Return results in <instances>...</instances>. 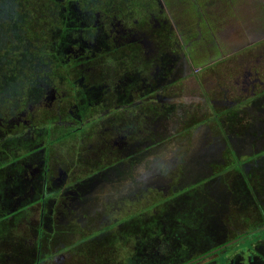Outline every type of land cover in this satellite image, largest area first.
<instances>
[{
	"label": "rangeland",
	"instance_id": "obj_1",
	"mask_svg": "<svg viewBox=\"0 0 264 264\" xmlns=\"http://www.w3.org/2000/svg\"><path fill=\"white\" fill-rule=\"evenodd\" d=\"M160 1L162 4V10L160 11L158 5L154 2L151 3L152 6L155 5L152 9L155 10L157 18L166 19L167 25L169 26V28L171 27L170 34L172 38L171 40L173 42V49L176 50L177 54L181 52L185 53L186 61H183V65H185L186 68L185 70L189 69L186 65L187 63L191 67V69L189 70L190 72H187L186 74H181L179 76V79H177L178 76L175 75L176 77H174L173 80H168L167 82H165L166 88L164 91H173L177 89V92L179 93L183 92V94L185 93L195 96V100H197V102H204L202 106L198 105L197 111L195 113H192L191 115H183V113L181 112L182 106L178 105L174 108L175 110L172 113L173 116L171 121L166 120L167 126L170 129L175 128V124L176 128L178 129V136L176 135L173 138L174 143L178 145V142L184 141L185 145H189L191 142L196 141L195 136L191 134L194 130V125H192V123L193 121L202 119L204 120L205 118H207L209 123H214L215 121L212 119L213 105L217 108H215L218 113V116H216V118L219 117V124L225 127V131L228 132L227 134L243 132L245 130L244 119H247V116L243 115V112H241V110L238 111L239 106L235 108L238 112H234L232 114L231 110H233L232 103L236 102V100L238 102L244 100L246 96L245 94L248 93H245L241 89V87L243 86L242 82L238 84L235 82L236 77L235 79H233V76L236 74V71L231 72L232 76L230 74V71L221 73V75H218V72L223 71L221 68L222 65L228 64L234 66V64L238 61V55L240 54V52L237 48L234 47L237 46L238 43H241L240 38L244 39L243 35H249L251 34L250 32L255 33V31H263L264 33V0ZM143 27H145V25H143ZM94 34L93 36H89L88 41L84 43L89 44L90 46L97 44V34ZM161 46L162 48L166 47L165 40L161 41ZM154 48L156 50L155 52L159 51V44L155 43ZM113 50L111 52H113ZM226 52H229V54H224ZM126 54L127 53H124L123 57H126ZM223 54L227 56L224 57ZM158 56L159 55L155 54L154 57ZM83 57H85V55H83ZM105 58L102 57L100 63H97L99 56L96 57L91 55V61H86V64H90L89 67H86L84 64L83 67L78 69V72L75 71V68H78L80 64H77V60H73L70 62L69 65L64 67V70H68V75H70L72 79L74 78L75 80L80 77H84V79H86L88 83L93 78V75L99 76L98 74H101L99 70H96L100 64L102 66L107 64L109 67V64L110 66H112L116 62L118 63V60L110 57V54L108 55V58L104 61ZM139 58L141 60V65L138 71L141 75L145 77V84L150 87L153 85V81L149 78L150 76L147 74L148 63L146 60H144L141 55H139ZM78 60L80 63H83V59L79 58ZM160 60L161 59L159 57L158 60L156 59L155 63L161 64ZM172 62H174V60ZM134 65L135 64H133V62L129 64L121 63V66L129 68L134 67ZM245 70H247V68ZM102 71L105 80L113 76L114 82L111 83L109 81H106V83L109 85L103 84V88H106L105 92H110L114 88L122 90L124 86V80H122V78L125 75L124 71H126V69L124 71H114V69L107 68L105 73V69H102ZM151 71L154 73L156 70L154 67H152ZM114 74L116 75V77L114 76ZM229 76L231 77L229 78ZM256 76L259 79L264 80L263 69L258 70V74H256ZM159 84L160 83H156L154 87ZM56 85L58 87V90L55 94V97L53 94H48L45 101H40L37 105L36 103H32L30 105L27 104L26 108L19 109L17 111H14L13 114L11 113L10 115H8L9 119L12 120L11 123L9 122L10 124H8L7 122H4L2 125L0 124L1 136H5V134L7 136H15V133H18L16 136L20 137V142L14 143L13 141H11L9 144H7L5 146L7 150L4 151V155H1L3 156L2 163L4 164V166L0 168V203L2 204V206L0 204V214L1 216L6 215L5 218H7L6 220H8V226L6 228L9 230L8 235L5 237V239H7V241L5 242L6 244L4 245L6 248L3 246V244H0V248H5V252L7 253L4 259H6L7 263L11 264V259L16 258V252L18 254L21 253L20 250L23 248V242L25 241H27V247H31V245H33V247H31V251H29L30 253L40 246H38L34 233L38 226V220L41 218L42 215L39 212V208L35 206V203H33L34 200L30 198V195L32 194V189H34L35 186L31 187V184L26 186V183L29 181L39 183L37 180V167L41 165L43 161H41V163L39 161V163L35 164V156L32 157V154L30 152L40 148L39 151H41V153L39 154H41L42 156V151H44V148L50 146V142H48L49 139H46V134L43 130L48 126L51 127L52 130V138H50V140H53L55 142V133L57 131H62L59 135L61 136L60 140H62V142L56 145L52 144V147H54L55 149L53 148L49 150L51 152L48 155L49 158L43 164V167L50 165V172H52V175H54L55 182L57 183H55V187L52 188L51 186H49V184L45 185V194L49 195L55 193L56 195L57 192L62 189V187L63 189H67L70 191H67L69 197L67 196L60 198V200H58L60 201V204L57 203L56 207L55 202L53 200L46 199L45 201L44 198L43 204H45L43 205V217L49 215L48 205L50 206V209L53 208V211L51 212L53 220L51 221V225L54 227V230H56V232L53 231L52 233L44 228L42 229V246L40 251L42 258H49V256H52L56 253V255H59L60 257L59 264H129V260L124 259V256H133L134 258H136V251H134L136 250V248H142L143 250L140 249V251L142 250L141 252L143 253V255H147L149 253L148 256H154L152 250H155L157 248V245L160 246V248H158L159 251H164L165 249L157 241H155L156 243L153 244V248L151 250H148L152 246V244H149L151 240L147 241L145 239L143 242H140L139 245H136L134 239L135 231H130V227L124 228V231L120 233H116L115 230L111 231L110 233L106 234L107 239L105 241L104 235H102V233L96 235L97 230L102 231V227L104 225H110L111 222L115 221L114 219L116 217L121 218L126 213H128L129 210H145L148 209L150 206L149 195L146 194V192L142 193V191L140 190H133L134 187L132 186H126L127 182L123 181V177L122 180H118V182H112L111 180H107V184L99 186V188L97 189L98 191L93 193V196L91 198L87 194L88 187L81 186V184H79L77 185L76 189L77 191L81 192V198H76V194L75 196L71 197V189L76 186L78 182H82L81 180L85 179L86 176H91L93 174L92 169H94V166L98 167L100 165V168L102 165L101 163H103L104 167L107 166L110 168L108 170H112V172L116 171V174H118L117 167L113 168L117 164L123 162L130 163V161L137 164L141 161V159H133L134 154H128L122 157L118 156L115 148L110 149L108 151V154L106 155L102 154L101 150L105 149L104 143H102V140L100 141L95 135L93 136L92 140L88 139V141H83L80 139L78 141V135L80 134V131L71 132V129L73 127V120L66 116L68 113L71 112V110H76L75 99L71 90V86L64 79L60 82L58 81ZM111 86H113L112 89H110ZM154 87L151 90H154ZM116 89L115 93H118ZM143 89V87L139 89L140 93L146 91H143ZM106 96L109 98V94H107ZM128 96L135 103V106L133 107V112L131 111V113L136 115L138 121V125L135 126L136 132L132 133L131 126V135H129L130 141L139 144V150L134 151L142 150L143 152H145V155H148V153L153 150L150 146L164 141L163 139H158L159 134L154 131V128H157V124L160 123L161 120H164L165 116L162 114V110H159L158 104H155L153 102L151 105H155V108L154 106L149 108V97L144 98L136 96L134 97L130 95ZM51 98L53 99L52 101ZM120 99L124 101V104H130L124 98L120 97L119 100ZM111 101L110 99H107V101L104 102L107 103L108 106L103 112H112L113 114L109 113L108 116H105L102 119L103 123L101 124V131H103L104 129L110 130L111 133H106L104 135L105 137L109 138V142L113 143L114 141L115 143V141L118 142V140L120 141L128 139V137L126 136V129L128 128L122 126V119L124 118L127 120L132 117V114H130V117H128V114L126 112H123V117H121L120 120L114 122V113L120 114L123 108L122 106H120V103L118 101ZM194 107L196 108L197 106L195 105ZM59 108L62 109L60 115L63 116V121L57 122L59 119H62V116L58 118L56 117L58 112L57 110ZM186 108L188 111L189 109H194L192 107ZM95 112L101 113V111L99 110H93L92 114H94ZM239 112L243 115H240L242 116L241 119L238 117ZM179 114L183 116L181 117ZM87 115L89 114H85L83 117L85 118ZM230 115H233L232 120L231 118H229ZM49 117H51L52 119H48ZM84 118L80 119L82 122L81 124L83 125L81 127L83 131V137L90 138L92 134L91 128L93 126L95 118H89V120L83 123ZM185 120H187V122H185ZM98 123L99 121L96 122L95 126ZM70 124L72 126H70ZM228 124L229 127H227ZM38 127L41 130H38ZM29 129L38 130V134L36 133L35 137L29 134H26L27 136H25L26 131ZM217 130L218 129L214 130L215 133L212 132V136L214 134L216 136L220 135L221 132ZM68 133L70 134V136L67 135ZM104 135L102 133V136ZM219 141L221 142V137H219ZM166 142L168 143L165 145L162 144V147L159 149L161 151L160 154L154 155L153 160H145L146 163L143 167L144 170L155 169V173H161L160 169L163 168V161L169 160L170 162L175 163L183 159V157H181L182 154L180 153V150L183 149V147L179 145L177 149H175L173 143L169 141ZM63 143H65L64 145L67 146V148L62 145ZM260 145L264 146V139H262ZM246 150L247 149H245V151ZM55 154L58 157L56 160ZM74 155H77L76 158L78 160V163L80 164L74 162L70 163L69 159L70 157L74 158ZM230 155H228L229 159L226 160V165H233L234 158H231ZM260 155L261 154H259V156ZM258 157L255 158L257 160V163H259L258 161H260ZM98 158H101L102 160L99 161ZM260 158H262V156H260ZM154 159H156V161ZM255 159L248 158V156H242L240 161L245 160V164H243L244 167L242 171H240L241 169H239L238 166H234L231 172L233 173V170L235 172H239V176L241 177L245 175L248 169H250L249 175L253 177H259L260 174L256 173L254 169H251L253 166L256 165ZM24 161L25 165L22 166ZM236 163L239 162L237 161ZM19 164H21V168ZM31 172L33 173L31 174ZM180 173L181 172H179V175ZM42 174L43 169H40L41 179ZM256 174L259 176H257ZM166 175H172V173L167 171ZM229 175L230 174L223 173L220 179L217 180L218 187L220 189L233 188V186H230L231 182L227 178ZM175 177H178V175H176ZM71 179L76 181L74 182L75 184H70ZM250 179H252V177H250ZM252 184L255 183L251 182L250 185ZM256 187H258L260 191V193L255 191L258 194L256 196L257 205L260 202L261 207L252 208V206H250L249 210H245V207L242 206V209L240 210L242 215L238 211L239 216L234 220L235 223L236 221L238 222V226L235 225L233 219L228 224L229 227L232 228V231L228 232L229 234L227 238L234 237L235 234H240L258 225L264 226V211L260 212V210H264V187ZM99 193L102 194L101 198H99ZM211 194L212 191L210 186H207L206 188L201 187V189L196 188V190L192 193H189L188 196L180 194L177 196V198L173 197L170 200V203L165 208L156 209L167 210L166 212H181L177 215L178 217L184 215L194 217L205 213L211 214V210L216 208L215 204H212V202L209 201V199L211 198ZM239 194H241V192H239ZM19 196H21V198H19ZM49 197L52 198V196ZM206 197H208V202H206L205 204H200L198 202V198L205 199ZM16 201L19 204H15ZM85 202L88 205H92L93 210L86 211L84 214H82L81 212L83 209H85V207L83 209L81 208L83 204H85ZM231 207H234V204H231ZM98 208L100 211L96 212ZM217 208H220L217 211V215H219L220 211L222 209L227 208V206L221 203L219 207L217 206ZM69 209H71L72 211L69 212ZM74 209L80 212V216L76 215ZM27 210L28 212H26ZM168 213L170 215L173 214L170 212ZM212 213L214 214V211ZM7 214L10 216H7ZM223 214L225 215L224 211ZM244 215L247 217V219L244 218ZM84 216H86V218L84 219L85 221L89 222L92 220L95 222L90 224V226H85L84 228H88L86 230L84 228L76 230V227L74 226L76 223L73 224L74 219L80 217V220L82 221V217ZM207 219H209V216H207ZM16 220H18L17 226L13 224ZM98 220H102V227L95 228L97 227L96 225L98 224ZM198 220H202V218H199ZM218 223L219 220L216 219L215 225H218ZM139 226L141 225H138L135 229H139ZM107 231L108 230H106V232ZM139 231L136 233L137 237H140V235H142V232ZM148 233V236L150 237H153L155 234L152 233V231L151 233ZM260 234L252 237L253 240H255L257 237H260L257 241H255V243L247 239L241 240L240 243L238 241L235 243H231L225 247L226 249L220 250L217 254L218 256L210 253L208 254L210 256L206 255L203 261L208 264H221L219 257L225 252H230L227 254V259L233 260L236 259V257L241 256L242 254V256L245 258L249 256L250 258L254 256L258 257L260 255L257 250L261 248L260 250L264 251V234ZM84 235L87 236L90 240L93 238V240H91L92 242H84L89 240L88 238L83 240V242H80L81 238L84 237ZM218 236H220L219 240L221 241L223 239V236ZM98 240H103V246L99 245ZM213 242L216 241L214 240ZM35 252L33 251V253ZM61 253L64 255V257L66 256L65 261L62 260V256L60 255ZM215 257L219 262L215 261L214 263H212L211 261ZM52 258L49 259V264L53 263ZM147 258L143 259V261L141 260L142 258H139V264H141V261L143 262L142 264H149L150 261ZM242 260L243 259H241V261ZM235 262L238 263L239 261L235 260ZM258 264L263 263L259 262Z\"/></svg>",
	"mask_w": 264,
	"mask_h": 264
},
{
	"label": "flooded vegetation",
	"instance_id": "obj_2",
	"mask_svg": "<svg viewBox=\"0 0 264 264\" xmlns=\"http://www.w3.org/2000/svg\"><path fill=\"white\" fill-rule=\"evenodd\" d=\"M153 2L158 5L159 10L161 11L162 4L160 0H76L73 1L70 6H66V2L64 0L55 3V7L58 8V10L56 11L61 10L63 12V17L64 14L71 13L72 20L68 23L71 26V29L69 30L71 31V34L67 35V37H70V40L72 39V41L70 46L67 47L66 51L70 62L73 60H77V64H80L78 68H75V71L78 72V69L83 67L84 64L86 67H89L90 64H86V61H91V55L96 57L99 56L97 63H100L102 57L105 58V53H109L110 57L118 60V63L116 62L112 66H110L109 64V67L107 64H103L104 66L100 64L96 70H99L102 75H93V78L88 83L87 80L84 79V77H80L75 80L73 78V80H71L73 84L68 82V84L71 86L76 106V110H71V112L66 115L68 118L73 120V127L71 129V132L80 131V134L78 135V141L80 139L83 141H88V139L92 140L93 136L95 135L100 141L102 140V143H104L105 149L101 150V153L104 155L108 154V151L110 149L115 148L118 156L122 157L128 154H134L133 159H141V161L137 164L131 161L130 163L123 162L117 164L113 168L117 167L118 174H116V171L112 172V170H108L110 168L107 166L104 167L103 163H101V169L99 168L100 165L98 167L94 166V169H92V177L86 176L85 179L81 180L82 182H78L76 186L71 189V197L75 196L76 194V198H81V192L77 191L76 189L77 185L79 184H81V186L88 187L87 194L91 198L93 196V193L98 191L97 189L99 188V186L107 184V180L118 182V180H122V177L123 181L127 182L126 186H132L134 187L133 190H140L142 191V193L146 192V194L149 195V199L151 202H153L154 206H158V203H155L156 194H162L161 196L168 198L164 201L169 204L172 197L176 196L177 198V196L180 194L188 196L189 193L193 192L188 190L192 188L188 187V185L195 184V182H197L198 185L196 187L200 189L201 187L206 188L207 186H210L212 194L209 200H211L212 204L214 203L216 207L211 210V214L205 213L194 217H191L189 215L178 217L177 215L181 212L168 211L170 213H173L170 215L168 212H166L167 210L154 209L153 206L151 209H140L139 211L129 210L128 213H126L127 215H129V218L126 221L119 220L117 222L119 217H116L114 219L115 221L111 222L114 226H112L110 229L107 228V226L109 225H104L102 227V220H98V222L96 221L98 224L96 225L97 227H95H102V231L97 230L96 235L102 233V235L104 236H106V234H108L110 231L115 230L116 233H120L124 231V228L130 227V231H135L134 239L136 245H139L140 242H143L145 239L147 241L151 240L149 242V244H152L151 248H149L150 250L153 248V244L156 243L155 241L160 243L165 250L159 251L158 248H160V246L157 245V248L155 250H152L154 256H147L149 257L147 258L149 261L152 260V262H150L149 264H208L203 261L205 259V256L210 253L217 256V252L220 249H224L226 246L214 250L216 247H219L231 240H234L233 243L237 241L239 242L242 237H244V239L252 241V233L258 232L260 230L262 232L264 229V226L258 225L240 234H235L234 237L227 238L229 234L228 232L232 231V228L229 227L228 224L232 219L235 223L234 220L239 216L238 211L240 212L242 206L245 207V210H249L250 206H252V208L261 207L260 202L257 205L256 196L258 194L256 192L260 193V191L256 186L264 187V146L260 145L262 139H264V80L259 79L256 74H258V70L260 69H263L264 71V33L263 31H255V33L250 32L251 34L249 35H243L244 39L240 38L241 43H238V45L234 47L237 48L240 52V54L238 55V61L234 64V66L228 64L222 65L221 68L223 71L218 72V75H221V73L224 72L230 71L231 74V72L236 71L233 79H235L236 77L235 82L238 84L242 82L243 86L241 87V89L245 93H248L245 94L246 96L244 100H241L239 102L236 100V102H233V110H231L232 114L241 110V112H243L242 114L247 116V119H244L245 130L239 133L235 132L233 134H227L228 132L225 131V127L219 124V117H217L218 119L216 118V116H218V113L216 111L217 108L213 105L212 119L215 122L209 123L207 118H205L204 120L202 119L193 121L192 125H194V130L191 134L195 136L196 141L191 142L189 145H185L184 141H181L178 142L177 145L173 141V138L176 135L178 136V129L176 128V124L174 125L175 128H172V130L167 126L166 120L171 121L173 116L172 113L175 110L174 108L178 105L182 106L181 112L186 116V114L191 115L192 113H195L198 109V105L202 106L204 102H197V100H195V96L185 93L183 94V92L179 93L177 92V89L173 91H164L166 88L165 82H167L168 80H173V78L176 76H178L177 79H179V76L181 74L190 72L189 70L191 69V67L186 62V65L189 69L185 70V65H183V61L185 60V53L181 52L177 54L176 50L173 49V42L171 40L172 38L170 34L171 27L169 28V26L167 25L166 19L156 17L155 10L152 9L155 5H151V3ZM143 25H145V27H143ZM94 33L97 34V44H94L93 46L85 44L84 42H87L89 36H93ZM150 33L152 34V36ZM163 40H165L166 43L165 48H162L161 46V41ZM155 43L159 44V51L157 52H155L156 50L154 48ZM112 50L113 52H111ZM124 53H127L126 57H123ZM155 54L159 56L154 57ZM224 54H229V52H226ZM83 55H85L86 58L83 57ZM139 55H141L148 63L147 74L153 81V85L150 87L145 84V77L138 71L141 65ZM226 56L227 55H224V57ZM159 57L161 59V64L155 63L156 59L158 60ZM79 58L83 59V63L79 62ZM173 60L174 62H172ZM131 62L135 64L132 68L121 66V63L129 64ZM152 67H154L156 70L154 73L151 71ZM107 68L114 69V71H124L126 69V71H124L125 75L122 78V80H124V86L122 90L116 88L112 89L113 86H111L110 89L112 90L110 92H105L106 88H103V86L107 84L106 81L114 83L113 76L107 78L106 80L104 79L102 69H105V73ZM246 68L247 70H245ZM67 73H69L68 70ZM115 74L114 76L116 77ZM231 76H229V78ZM69 78L71 79L70 75ZM56 83H58V80L54 81L51 78L50 83L45 82L42 84V91H44V101L48 94H53L55 97V94L58 90ZM156 83H160L156 86L157 88L154 87ZM141 87L144 88L143 91H146L140 93L139 89ZM153 87L154 90H151ZM115 89L118 93H115ZM107 94H109V98L106 96ZM128 95L144 98L149 97V108L153 106L155 108V105H151L154 102L155 104L159 105V110H162V114L165 116V119L161 120L160 123L157 124L158 129L154 128V131L159 134L158 139H163L164 141L150 146L153 150H151L148 155H145V152H143L142 150L134 151L139 150V144L130 141L129 135H131V126L132 133L136 132L135 126L138 125V121L136 115L131 113V111L133 112L135 103ZM120 97L124 98L130 103L127 104L126 108H124L122 105V102L124 101L121 99L119 100ZM107 99H110V101L112 99L111 102L118 101L120 103V106H122L123 108V111L121 110L120 114L114 113V122L120 120L121 117H123V112H126L128 114V117H130V114H132L131 118L127 120L124 118L122 119V126L128 128L126 129V136L128 137V139L120 141L118 140V142L115 141V143L113 141L112 143L109 142V138L105 137L104 135L106 133H111V131L107 129L101 131V124L103 123L102 119L105 116H108L109 113H112L103 112L108 106L107 103H104L105 101H107ZM52 100L53 99L51 98V101ZM195 105L197 106L196 108L194 107ZM238 106L239 108L237 111V109L235 108ZM186 107H192L194 109L191 110L188 108V111ZM93 110H99L102 114L97 112H95L96 114H92ZM57 111L58 112L56 117H61L62 115L60 114L62 112V109L59 108ZM85 114L89 115L84 118L83 116ZM242 114L240 112L238 114V117L240 119L243 116ZM232 116L233 115H230L229 117L231 118V120ZM61 118L62 119L59 120L57 119V122L63 121V116ZM81 118H84L83 123L89 120V118H95L93 126L91 128L92 134L90 138L83 137V131L81 128L83 125L81 124ZM98 121L99 123L95 126L96 122ZM11 122L12 120H10V123ZM185 122H187V120H185ZM72 125L70 124V126ZM227 127H229V124L227 125ZM216 129H218L217 131L221 132H219L220 135L216 136L214 134L212 136V132H214V130ZM101 132L104 136H102ZM26 134L34 137L36 136V133H34L33 129L27 130L25 136H27ZM67 135L70 136L69 133ZM219 137H221V142L219 141ZM166 141L173 143L175 149H177L179 145L183 147V149L180 148V153L182 154L181 157H183V159L175 163H172L169 160L163 161V168L160 169L161 173H155V169L144 170L143 167L146 161L153 160L154 155L160 154L161 151L159 149L162 147V144L165 145L168 143ZM61 142L62 140L57 137L55 143H50L49 147L44 148V151H42V156L41 154H39L41 153V151H39L40 148L30 152L32 154V157L35 156V164L39 163V161L40 163L41 161H43V163H41V165L37 167L38 169L36 168L38 170L37 180L39 183L34 181H29L26 183V186L29 184L32 185L31 187L35 186L34 189H32L30 198L34 200L33 203H35V206L39 208V212L42 215L38 220V226L34 233L38 246H40L37 247V249L33 248V251H36L37 253H33V251L30 253L29 251H31V247H33V245H31V247H27V241L23 242V248L20 250L21 253L18 254L16 252V258L11 259V264H49V259L52 257V264H59L60 262V257L59 255H56V253L52 256H49V258L44 259L42 258L40 251L42 246V229L44 228L52 233L53 231L56 232V230H54V227L51 225V221H53L51 215L53 208L50 209V206L48 205L49 215L43 217V205L45 204H43L44 198L45 201L46 199L53 200L56 207L57 203L60 204V201L58 200H60V198L62 197H67V191H70L67 189H63L62 187V189H60L56 195L55 193L49 195L45 194V185L49 184V186H51L52 188L55 187L56 182L54 175H52V172H50V165L43 167V164L49 158L48 155L51 153L49 150L54 148L52 147V144L56 145ZM64 144L65 143H63L62 145ZM65 147L67 148V146ZM245 149L247 150L245 151ZM259 154H261L260 156H262V158H260ZM228 155H230L231 158H234L233 165H226V160L229 159ZM76 156L77 155H74L75 159L73 157H70V163H78ZM242 156H248V158L252 159H255L259 156V163H257V160L255 159L256 165L251 168L254 169L256 173L260 174V176L256 174L259 177H253L249 175L250 169H248L245 175L241 177L239 176V172H235L234 170L233 173L231 172L234 166H238V168L241 169L240 171H242L244 167L243 164H245V160L240 161ZM57 158L58 157L55 154V160ZM98 159L99 161L102 160L101 158ZM154 160L156 161V159ZM237 161L239 163H236ZM23 165H25V161L22 166ZM40 169H43V174L41 175L42 179L40 178ZM167 171L172 173V175H166ZM179 172H181L180 175ZM32 173L33 172H31V174ZM223 173L230 174L227 178L231 182L230 186H233V188L220 189L218 187L217 180L220 179ZM176 175H178V177H175ZM250 177H252V179H250ZM70 181V184H75L74 182H76L72 179ZM251 182L255 184L250 185ZM238 191L241 192V194H239ZM101 195L102 194H100V196L98 195L99 198H101ZM49 196H52V198ZM19 198H21V196H19ZM207 199L208 197L205 198V200ZM221 203L227 206V208L222 209L219 215H217V211L218 209H220L217 208V206L219 207ZM15 204L19 203L16 201ZM231 204H234V207H231ZM84 207L85 209H83ZM92 207V205H88L85 202V204H83L81 208L83 209L81 213L84 214L86 211L93 210ZM74 210L76 215L80 216V212L76 209ZM71 211L72 210L69 209V212ZM98 211H100L99 208L96 212ZM213 211L214 214L212 213ZM223 211L225 215L223 214ZM263 211V209L260 210V212ZM26 212H28V210ZM7 216L10 215L7 214ZM207 216H209V219H207ZM85 218L86 216L82 217V221L80 220V217L74 219L73 224L76 223L74 225L76 227V230H80L85 226L87 227L88 225L90 226V224L95 222L92 220L89 222L85 221ZM199 218H202V220H198ZM244 218L247 219L245 215ZM216 219L219 220L218 225H215ZM173 221H176L175 223H178V225L174 229H172L170 226V223H172ZM202 222H205L206 225H204ZM159 223H161L162 225H158ZM138 225L141 226H139V229L136 230L135 228ZM235 225L238 226L237 221ZM84 229L86 230L88 228ZM107 229L108 231L106 232ZM166 229H168L169 232H165ZM138 231L142 232V235H140V237L136 236V233ZM151 231L152 233H155L153 237L148 236V232L151 233ZM218 235L223 236V239L221 241L219 240L220 236ZM259 238L260 237H257L253 242L255 243V241H257ZM85 239H87V237H85L84 235V237L81 238L80 242ZM105 239L106 238H104V241ZM214 240L216 242H213ZM140 249L142 248H138V250ZM260 249L257 251L260 253V256L264 258V251H261ZM228 253L230 252H226L224 260H227L226 255ZM60 255L62 256V260L65 261L66 256L64 257L62 253ZM242 255L236 257L239 260L228 259L231 261H228L229 263H227L232 264L234 262L235 264H249L252 258H250V256L245 258ZM128 258L129 260H131L132 264H139V257L134 258L133 256H124V259ZM241 259L245 261L242 260V262H240ZM235 260L239 261L240 263L235 262ZM256 260L261 259L257 258ZM215 261L216 257L211 262L214 263ZM0 263L9 264L4 258L0 259Z\"/></svg>",
	"mask_w": 264,
	"mask_h": 264
},
{
	"label": "trees",
	"instance_id": "obj_3",
	"mask_svg": "<svg viewBox=\"0 0 264 264\" xmlns=\"http://www.w3.org/2000/svg\"><path fill=\"white\" fill-rule=\"evenodd\" d=\"M64 1L66 2V6H70L71 3L76 0ZM57 2H61V0H0L1 125L4 122L10 124L8 115L11 113L13 114L14 111L26 108L27 104L30 105L36 103L37 105L40 101H44V91H42L41 84L45 82L50 83L51 78L54 81L58 80L59 82L64 79L73 84L71 81L73 79H70L67 71L64 70V67L70 64L66 49L70 46L72 41V39L70 40V37H67V35L71 34V31H69L71 26L68 23L72 20V17L71 13H66L63 17V12L61 10L56 11L58 10V8L55 7V3ZM108 55L109 53L104 54L106 57L104 61L108 58ZM122 105L124 108L127 107L124 102H122ZM48 119L51 120L52 118L49 117ZM38 130L41 129L38 127ZM38 130H34V133H37ZM43 130L45 131L46 139H49L48 142L55 143L53 140H50V138H52L51 127L48 126ZM61 132L57 131L55 133V140L57 137L61 139V136H59ZM17 134L18 133H15V136H7L6 134L5 136L0 135V168L4 166L2 163L3 156L1 155H4V151L7 150L5 146L11 141L14 143L20 142V137L16 136ZM19 166L20 168L22 167L21 164H19ZM197 185V182L188 185V187H192L188 190L194 192ZM174 197L176 198V196ZM155 198V203H158V206H154L153 202L150 201L151 203L148 209L153 206L154 209H163L168 204L164 201L168 198L163 197L160 194H156ZM198 202L200 204H205L208 200L198 198ZM5 216L6 215L1 216L0 214V244H3V246L7 241L5 237L9 233V230L6 228L8 226V220H6L7 218H5ZM128 218L129 215L125 214L121 219L119 218L117 222L119 220L126 221ZM17 221L18 220L13 223L15 226H17ZM175 222L176 221L170 223L172 229L178 225V223ZM203 224L206 225L205 222ZM158 225L161 226L162 224L159 223ZM112 226H114L113 223L107 226V228L110 229ZM165 232H169V230L166 229ZM259 232H261V230L253 232L252 237L260 234ZM106 237L107 236H104V238ZM243 239L244 237H242L239 242ZM91 240H93V238ZM91 240L89 239L84 242L91 243ZM102 242L103 240L99 241V245L103 246ZM5 248H0V259L6 257L7 253L5 252ZM134 251H136L137 257L142 258V261L143 259H146L149 254L143 255L141 252L142 250L140 251L138 249ZM225 254L226 252L219 257L221 264H228V261H231L228 259L224 260ZM257 258L261 260H256ZM263 259L264 258L261 256H254L250 263L258 264L260 262L264 264ZM142 261L140 262L141 264L143 263ZM150 262H152V260ZM129 264H132L131 260H129ZM232 264L235 263L233 262Z\"/></svg>",
	"mask_w": 264,
	"mask_h": 264
},
{
	"label": "water",
	"instance_id": "obj_4",
	"mask_svg": "<svg viewBox=\"0 0 264 264\" xmlns=\"http://www.w3.org/2000/svg\"><path fill=\"white\" fill-rule=\"evenodd\" d=\"M233 241H234V240H231V241H229V242H226L225 244H223V245H221V246H219V247H216L214 250H217L218 248H222V247H224V246H227V245L233 243Z\"/></svg>",
	"mask_w": 264,
	"mask_h": 264
}]
</instances>
